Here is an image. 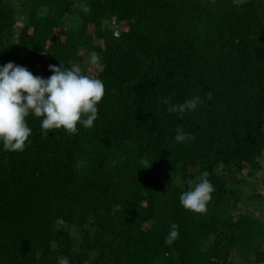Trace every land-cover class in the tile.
Returning <instances> with one entry per match:
<instances>
[{
    "label": "trees",
    "instance_id": "trees-1",
    "mask_svg": "<svg viewBox=\"0 0 264 264\" xmlns=\"http://www.w3.org/2000/svg\"><path fill=\"white\" fill-rule=\"evenodd\" d=\"M69 61L103 82L98 118L44 136L29 115L24 151H0V264H264L263 214L239 211L264 203V0H0V66ZM204 172L194 214L179 197Z\"/></svg>",
    "mask_w": 264,
    "mask_h": 264
},
{
    "label": "clouds",
    "instance_id": "clouds-1",
    "mask_svg": "<svg viewBox=\"0 0 264 264\" xmlns=\"http://www.w3.org/2000/svg\"><path fill=\"white\" fill-rule=\"evenodd\" d=\"M85 14L90 8L83 2L74 3ZM101 58L95 53L90 56V63L97 65ZM71 67L49 65L52 73L48 78L35 76L26 67L8 62L0 66V151L23 152L26 142L30 143L31 129L26 118L31 115L40 119V129L44 136L52 130H63L69 135L76 134L78 127L90 129L98 118V104L104 96V84L98 78L82 74L71 61ZM211 99V94H208ZM202 103L194 96L180 104L168 105L169 113L182 118L186 113L195 111ZM177 143H186L193 139L191 133L178 128L174 137ZM153 160L149 157L138 159L139 169H150ZM204 172L196 181H190L187 191L179 197L180 206L194 214L207 211V204L212 199L214 186ZM179 238V226L170 225L164 240L171 246Z\"/></svg>",
    "mask_w": 264,
    "mask_h": 264
},
{
    "label": "rangeland",
    "instance_id": "rangeland-1",
    "mask_svg": "<svg viewBox=\"0 0 264 264\" xmlns=\"http://www.w3.org/2000/svg\"><path fill=\"white\" fill-rule=\"evenodd\" d=\"M261 164H262V170L260 171V173L257 175L256 180H253L252 182L254 185V191L253 194L256 195L257 193L264 195V185L262 183V180H264V158L261 160ZM246 173V172H244ZM248 190H250L249 188H245V194H247ZM239 211L242 212H251L254 213L255 215H261V213L263 214V218H264V203H253V207L250 206L249 204H242L240 206Z\"/></svg>",
    "mask_w": 264,
    "mask_h": 264
}]
</instances>
